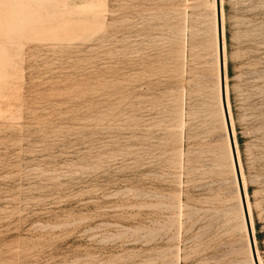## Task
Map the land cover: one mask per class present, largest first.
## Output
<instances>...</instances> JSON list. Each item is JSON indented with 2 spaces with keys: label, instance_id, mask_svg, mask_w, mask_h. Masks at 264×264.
Returning <instances> with one entry per match:
<instances>
[{
  "label": "rangeland",
  "instance_id": "rangeland-1",
  "mask_svg": "<svg viewBox=\"0 0 264 264\" xmlns=\"http://www.w3.org/2000/svg\"><path fill=\"white\" fill-rule=\"evenodd\" d=\"M211 3L0 0V264H252ZM222 9L264 264V0Z\"/></svg>",
  "mask_w": 264,
  "mask_h": 264
},
{
  "label": "bare ground",
  "instance_id": "bare-ground-1",
  "mask_svg": "<svg viewBox=\"0 0 264 264\" xmlns=\"http://www.w3.org/2000/svg\"><path fill=\"white\" fill-rule=\"evenodd\" d=\"M212 7H213V15H214V21H215V31H216V39H215V41H216V44H215V46H216V52H217V55H218V57H219V47H218V27H217V0H212ZM219 6H220V22H221V36H222V50H223V70H224V88H225V99H226V105H227V110H228V115H229V120H230V126H231V131H232V135H233V140H234V145H235V151H236V156H237V161H238V165H239V171H240V176H241V181H242V185H243V191H244V196H245V200H246V206H247V211H248V217H249V221H250V226H251V231H252V234H253V230H252V217H251V211H250V208H249V205H248V200H247V195H246V190H245V184H244V177H243V175H242V171H241V167H240V163H239V159H238V152H237V147H236V142H235V136H234V130H233V126H232V121H231V115H230V107H229V104H228V101H227V91H226V77H225V60H224V39H223V27H222V17H223V9H222V0H219ZM218 64H219V62H218ZM218 73H217V75H218V85H219V99H220V106H221V115H223V122H224V126H225V137H226V139L228 140V149H230V154H231V156H230V159L232 158L233 159V156H232V150H231V145H230V140H229V135H228V129H227V125H226V121H225V117H224V110H223V105H222V99H221V88H220V64H219V66H218ZM232 162H233V168H234V170H235V166H234V160H232ZM232 165V164H231ZM233 172H235V174H234V177H235V180H236V183L238 184V181H237V177H236V171H233ZM237 187V189L236 190H238L239 189V186L237 185L236 186ZM239 193H240V191H239ZM240 196V195H239ZM240 199H241V197H240ZM240 207H241V213H242V217H243V224H244V226H245V229H246V233H247V246L249 247V251H250V258H251V261H252V264H255L254 263V260H253V257H252V251H251V248H250V243H249V237H248V231H247V226H246V221H245V217H244V211H243V206H242V200H240ZM253 240H254V244H255V239H254V236H253ZM255 251H256V256H257V260H258V263L259 264H262V262H261V260H260V258H259V256H258V251H257V249H256V245H255Z\"/></svg>",
  "mask_w": 264,
  "mask_h": 264
},
{
  "label": "water",
  "instance_id": "water-1",
  "mask_svg": "<svg viewBox=\"0 0 264 264\" xmlns=\"http://www.w3.org/2000/svg\"><path fill=\"white\" fill-rule=\"evenodd\" d=\"M217 27H218V47H219V64H220V88H221V99H222V105H223V110H224V117H225L227 129H228V135H229V140H230V145H231V150H232V156H233V160H234V166H235L236 177H237L239 191H240V197L242 200V206H243L244 217H245L247 231H248L250 248L252 251V257H253L254 263L259 264L258 260H257V256H256L255 244H254L253 234L251 231L250 221H249V217H248L246 200H245V196H244L243 185H242V181H241L239 165H238V161H237L235 145H234L233 135H232L231 126H230V120H229V115H228V110H227V105H226V99H225L223 50H222V36H221L219 0H217Z\"/></svg>",
  "mask_w": 264,
  "mask_h": 264
}]
</instances>
